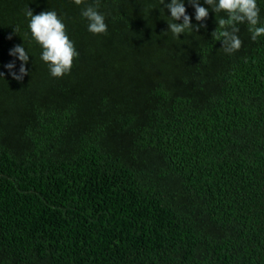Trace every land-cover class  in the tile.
Here are the masks:
<instances>
[{"label":"trees","instance_id":"16d2710c","mask_svg":"<svg viewBox=\"0 0 264 264\" xmlns=\"http://www.w3.org/2000/svg\"><path fill=\"white\" fill-rule=\"evenodd\" d=\"M95 2L0 0V264H264V36L238 24L225 53L204 0L178 39L160 0H100L97 35ZM27 8L65 24L70 73L51 75Z\"/></svg>","mask_w":264,"mask_h":264},{"label":"clouds","instance_id":"9594fccd","mask_svg":"<svg viewBox=\"0 0 264 264\" xmlns=\"http://www.w3.org/2000/svg\"><path fill=\"white\" fill-rule=\"evenodd\" d=\"M79 6L85 3V0H73ZM188 3L195 9V20L200 22L207 19L209 9L200 6L199 0H188ZM204 3L212 8L214 13L224 12L226 18H220L218 21L219 30H215L212 36L216 41L222 43L225 53L232 54L238 51L242 46V41L237 35L239 32L238 24L247 23L251 32V40L256 41L258 37L264 36V25L259 24L260 9L256 0H204ZM160 4L170 12L172 23L168 24V30L178 39L180 34L199 31L203 24L193 25L191 17L186 14L184 0H170L165 4L164 0H160ZM100 0H96L95 5H87L82 11V17L88 21V31L93 34H107V24L105 23V15L98 11ZM26 17L30 18L28 27L32 38L42 47L41 59L48 64L50 73L53 77L60 78L70 73L73 60L78 56L73 42L66 34V26L58 17L54 10L41 12L33 15V12L27 8ZM182 23H176L180 21ZM217 29V28H216ZM19 28H14L17 33ZM11 39V36H9ZM10 56L16 57L20 62L19 74L12 72L14 62L5 65L10 70L13 79L20 81L28 74L25 65L29 61V55L23 45H16L9 51ZM3 73H0L2 76Z\"/></svg>","mask_w":264,"mask_h":264}]
</instances>
